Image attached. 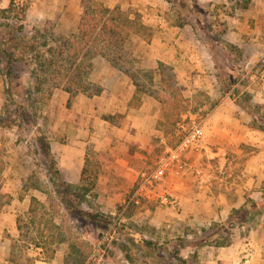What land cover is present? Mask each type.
I'll list each match as a JSON object with an SVG mask.
<instances>
[{"label": "rangeland", "instance_id": "374dc122", "mask_svg": "<svg viewBox=\"0 0 264 264\" xmlns=\"http://www.w3.org/2000/svg\"><path fill=\"white\" fill-rule=\"evenodd\" d=\"M57 1L60 2V5L61 3L66 4L64 0ZM168 2L171 4V10L173 11L172 18L176 21L174 7L177 5L178 0H168ZM198 2L202 6L201 9L204 10L197 13L198 16L201 15L198 28L200 41L204 45V51L209 55L208 57L207 53H204L207 58H210V70L215 75L217 82L212 87L214 91L208 94L204 89H196L186 78H183L184 81H180L181 79H177L175 74L177 85L182 95L189 99V106L187 110L181 112L180 121L173 127L168 123H158L162 118L161 115L154 124H150V118L148 119L149 129L152 130L154 126V130L150 134V146L142 147L124 143L121 140L117 141V135L114 132L116 129L112 125L117 123L118 117H115L114 123H111L102 117L104 114H111L106 110L98 109L93 115L79 113L77 111L78 104L72 106V100L68 103V98L64 102V90L61 87L55 88L52 95L48 98L45 93V88H48L50 84L48 82L44 85L41 92L35 94L37 99V122L49 138L51 150L57 160L63 178L68 180L67 178L71 176V173H69L71 164L64 163L66 160L65 155L67 154H76L78 156V151H82L85 157H91L93 163H97L100 166L97 185L91 193L84 197L86 201L82 205L87 209L91 208L117 215L122 220H131L142 229L145 237L152 238L157 242L158 248L162 246V243H168L174 237L182 236L187 230L198 226L187 222L162 219L159 216V212L166 208L159 207L155 203L146 202L145 200H142L139 205L128 206L127 209L125 204L135 190L139 172L144 167H147L149 162L159 152L167 147L174 146L178 142L182 134L180 125L187 121L191 115H196L199 119L203 118L205 120L215 100L231 90L229 88L230 85L227 84L226 87L224 80L230 84L235 74L240 76L237 82H241L240 85L238 84L239 88L250 92L251 102L263 104L264 110V4L258 3V6L253 11L246 8L240 10V13H233L229 7L231 4H228L226 8L225 6L220 7L223 3L219 0H198ZM231 2H234V0ZM54 3V0H46L45 7H54ZM211 3H213L212 6H210ZM6 4V0L0 2V6H6ZM241 4L242 0H240ZM32 5L34 12L30 9ZM39 5L37 2L32 3V0H30L24 22L30 27L39 26L40 28H42V23H44L43 26L47 28V32H51L52 27H54L56 33L62 34L55 29V19L35 18V15L41 11ZM123 11L131 15L136 12L132 9ZM31 12L35 13V15H32ZM18 19L20 20L19 17H12L9 21L18 22ZM1 22H3V19H0V31L8 30L9 27L2 25ZM211 23L213 24L211 25ZM232 24L240 32V46L231 43L232 46L229 47L227 45L228 39H230L229 36H219V31L223 28L225 33H229V27ZM208 28L211 32L209 34ZM139 33L145 34L144 38L146 39L148 28L142 29ZM210 34L212 37L209 36ZM46 39L49 44L55 45L49 34H47ZM38 40H43V37H39ZM42 48L44 49V47ZM123 56L124 67H128L131 64L133 66L132 69L141 71L156 70L157 66L152 68L136 65V57L130 53L124 54L123 51ZM14 65V72L20 75L23 85L31 86L32 76L28 71L33 64L23 65L20 63ZM158 78V74L155 72L153 81L150 82L148 77L141 73L140 80L146 87L158 89ZM4 83L5 78L0 72V115L4 112L2 107L4 102ZM192 89L194 90L191 91L192 94L190 95L189 93ZM143 95L150 96L157 104V107L151 106L152 114L155 111L162 113V104L154 96L150 94ZM104 103L97 101L96 105L98 104L99 107ZM241 110L240 108V116L245 117L247 115L250 118L247 112L242 110V113ZM76 139L78 143H75L74 140ZM208 145L212 150L216 151L219 143L212 140L208 142ZM198 150L201 152H199L197 158L204 162V167L217 168L218 162H220L218 156L212 157V155L204 154L205 148L201 146L190 153L192 163L195 158L194 154L198 153ZM241 160L242 157H240L238 164L233 166L234 171L238 170L239 166L241 169ZM207 161H209V164ZM31 174L34 176L37 186L36 188L25 189L24 184ZM0 184L3 187L2 190L9 193L11 197L8 204L3 205L1 208V213L5 209L10 208L11 212L20 215L26 221L28 219L26 213L30 198L32 196L36 197L38 200V213L36 216H38L37 219L42 217L41 226L45 224L50 226L51 219L54 220V224L59 226L58 230L52 225V229H47V232L71 236L76 242L81 244V247L90 250L88 258L83 264H165L162 257H158L156 260L153 259L154 257H145L141 248L135 246L132 240L128 239L125 241L124 237H118L119 235L112 230V226L104 229L94 223L86 224L76 220L67 213L53 194L45 161L36 150L32 133L25 128H20L16 125L7 128L0 125ZM74 184H78V182ZM41 204L44 207H41ZM125 212L130 213L128 219L125 217ZM251 225L253 226V224ZM31 226H33L34 231L37 225H30V229ZM247 230L246 226L235 227L234 239L238 241L243 239ZM24 233L26 236V231ZM14 244V258L26 264L32 263L28 258H38L49 264H64V258L69 251L68 240L50 245L53 248L52 254H49L50 256L41 253V251H29V243L25 241L18 240ZM208 249L211 248L208 246L199 248L198 264H226L225 260L217 259L212 254L208 255ZM181 252L187 254V249L184 248ZM161 254L159 253L158 256H162ZM209 259L213 261L208 262Z\"/></svg>", "mask_w": 264, "mask_h": 264}, {"label": "trees", "instance_id": "16d2710c", "mask_svg": "<svg viewBox=\"0 0 264 264\" xmlns=\"http://www.w3.org/2000/svg\"><path fill=\"white\" fill-rule=\"evenodd\" d=\"M6 1V6H0V19H3L1 23L9 27L8 30L0 31V72L5 78L4 102L2 103L4 112L0 115V125L7 128L16 125L32 133L36 150L45 161L53 194L67 213L86 224L94 223L104 229L112 226V230L119 235L118 237H124L125 241L132 240L135 246L141 248L145 257H154V260L162 257L165 264H198L199 248L204 245L215 247L229 245L235 227L246 226L248 229L247 226L251 222L264 214L263 181L260 185L261 200L257 201L246 196L245 202L237 208H232L224 220L211 221L209 224L187 230L184 235L176 236L168 243H162V246L158 248L157 242L152 238L145 237L142 229L131 220H122L117 215L85 208L82 205L86 201L84 197L96 187L100 166L97 163L94 164L91 157L86 156L78 184L68 182L63 178L51 150L49 138L38 125L35 94L41 92L44 85L49 82V87L45 88L48 98L57 87H61L68 93V103L78 94L89 97L99 95L102 92V86L90 78L93 58L99 55L124 71L132 79L135 90L128 101V107H138L143 94L154 96L162 104V118L158 121L160 124L168 123L171 127L176 125L180 121L181 112L187 110L189 99L182 95L171 64L158 61L156 70L145 71L132 69L131 64L128 67L123 66V50L126 43L133 34L147 29V26L142 23L139 13L134 12L131 15L118 6L108 7L100 0H81L77 30L68 35H62L56 33L54 27L51 32H47V28L43 26L44 23L40 28L39 26L30 27L24 22L30 0ZM249 2L250 0H242L240 5V0H234L231 3L240 10H244L248 7ZM174 8L177 19L175 22L180 26L188 24L196 38L200 40L198 28L201 15L198 16L197 13L204 10L201 9L202 6L198 0H178ZM12 17H19L20 20L18 19V22L9 21ZM209 33L211 32L208 28ZM224 33L225 29L223 28L219 31V36ZM47 34L50 35L55 45L48 43ZM209 36L212 37L211 34ZM39 37H43V40L39 41ZM227 45L232 46L229 42ZM20 63L23 65L33 64L28 71L32 76L31 86H24L20 75L14 72V64ZM155 72L159 77L158 89L146 87L140 80L141 73L152 82ZM239 78L240 76L233 75L230 84L224 80L226 87L227 84L231 86H229L231 88L228 92L229 96L250 115L248 128L264 132L263 104L251 102L250 92L239 88L238 84H241V82L237 83ZM102 117L111 123H114V118L118 117L115 125H119L123 113L104 114ZM36 186L34 176L29 175L24 188H36ZM2 188L0 184V209L11 198L10 194ZM37 205V198L32 196L26 213L28 219L25 221L20 215L16 216L19 237L12 241V247H15L13 242L22 240L29 243L28 245L32 244L38 247L41 253L50 256L53 251L50 245L68 240L69 251L64 258V264H83L88 258L90 250L81 247V244L71 236L47 232V229H52V225L58 230L59 226L54 224L52 219L50 226L48 224L41 226L42 217L37 219L38 216H36ZM134 205L136 204L131 203L128 206L133 207ZM40 206L44 207L42 204ZM125 215L128 219L130 213L125 212ZM30 225H37L36 229L33 231V226H31V230ZM24 231H26V236ZM184 248L187 249V254L181 252ZM14 252L12 251V255ZM159 253H162V256H158ZM13 259L16 264H26Z\"/></svg>", "mask_w": 264, "mask_h": 264}, {"label": "crops", "instance_id": "0c3cea01", "mask_svg": "<svg viewBox=\"0 0 264 264\" xmlns=\"http://www.w3.org/2000/svg\"><path fill=\"white\" fill-rule=\"evenodd\" d=\"M45 1L32 0V3L40 4L41 8L35 15L33 5L30 7L35 18L55 19V29L62 34L77 30L81 0H64L66 4L61 5L59 1L54 0L55 5L51 8L45 7ZM100 1L108 7L118 6L122 10L132 9L138 12L142 23L147 26V38H144L143 33L133 34L123 50L124 54L130 53L136 57V65L155 68L157 62L162 61L172 65L180 81L186 78L196 89H204L208 94L214 91L212 87L217 80L210 70V58L204 54V45L196 38L188 24L180 26L173 20V11L168 0ZM219 1L223 3L220 7L226 8L231 4L230 10L240 13V8L232 5L231 0ZM260 2L264 4V0H250L247 8L253 11ZM212 5L213 3L210 4ZM229 28V33H224L223 36H229V43L240 46V32L234 24ZM90 78L102 86V92L91 97L78 94L72 99V106L78 104V110L75 109L87 115L95 114L98 109L111 114L123 113L119 125H112L116 129V140L142 147L150 146L149 139L154 126L152 130L149 129L148 119L150 118V124H154L161 115L160 111L152 114L151 106H156V102L150 96L142 95L138 107H128V101L135 90L132 80L102 56L93 58ZM193 90H190V95ZM63 93L66 102L69 96L66 91ZM97 101L105 103L99 108ZM241 112L243 113L242 110ZM249 121L247 115L240 116V106L228 92L215 100L203 123L201 147L205 148L204 154L212 157L216 155L220 162L217 168L204 167V162L197 158L201 152L198 150V153L194 154L190 170L177 180L179 207L176 211L169 208L161 210L159 216L162 219L187 222L199 227L211 221L224 220L232 208H237L245 202L246 196L257 201L262 199L260 185L264 181V132L248 128ZM212 140L219 143L216 151L208 145ZM74 141L78 143L77 139ZM240 157L242 167L240 169L239 166L238 170L234 171L233 166L238 164ZM65 158L64 163L71 164V176L67 181L79 182L84 152L78 151V156L67 154ZM207 162L209 164V161ZM16 216L10 208L5 209L3 213L0 209V264H16L14 254L12 255L14 247L11 245L12 241L19 237ZM246 239L252 243V254L248 259H244L243 255V243ZM204 246L211 248L207 250L208 255L212 254L217 259L225 260L226 264H264V214L248 225V230L240 241L232 237L231 243L226 246ZM30 260L32 264H49L38 258ZM211 261L213 260L209 259L208 262Z\"/></svg>", "mask_w": 264, "mask_h": 264}, {"label": "built area", "instance_id": "2783aa9c", "mask_svg": "<svg viewBox=\"0 0 264 264\" xmlns=\"http://www.w3.org/2000/svg\"><path fill=\"white\" fill-rule=\"evenodd\" d=\"M203 123L196 115L180 125L182 131L178 142L171 147L159 152L147 167H144L138 175L133 194L125 205L141 204L142 200L153 202L159 207L177 210L179 207V195L176 184L192 167L190 153L198 149L203 140ZM29 251H40L32 244L28 245ZM252 254V243L246 239L243 243L244 259Z\"/></svg>", "mask_w": 264, "mask_h": 264}]
</instances>
